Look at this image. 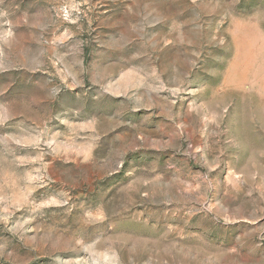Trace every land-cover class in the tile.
I'll return each instance as SVG.
<instances>
[{
  "label": "rangeland",
  "instance_id": "rangeland-1",
  "mask_svg": "<svg viewBox=\"0 0 264 264\" xmlns=\"http://www.w3.org/2000/svg\"><path fill=\"white\" fill-rule=\"evenodd\" d=\"M0 264H264V0H0Z\"/></svg>",
  "mask_w": 264,
  "mask_h": 264
}]
</instances>
